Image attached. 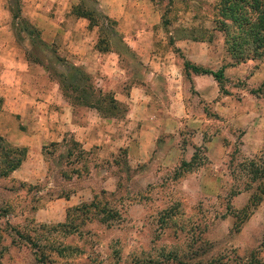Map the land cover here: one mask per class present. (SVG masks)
Returning a JSON list of instances; mask_svg holds the SVG:
<instances>
[{
  "label": "rangeland",
  "instance_id": "obj_1",
  "mask_svg": "<svg viewBox=\"0 0 264 264\" xmlns=\"http://www.w3.org/2000/svg\"><path fill=\"white\" fill-rule=\"evenodd\" d=\"M30 1L35 8L42 0ZM30 1H21L23 13L30 10ZM69 1L59 0L62 7ZM92 1L99 11L109 6L106 0ZM131 1L136 13L152 11L153 49L176 68L171 71L176 84L165 83L180 95L183 109L171 114L179 126L165 156L175 151L177 155L164 161L153 152L152 166L131 167L121 148L110 158L93 152L83 159L77 156L80 144L73 147L70 158L64 156L67 144L42 150L32 146L31 158L22 166L27 188L20 189L15 178L0 180V264H205L212 255L240 260L254 249L264 260V246L259 248L264 245V53L244 62L226 54L224 36L213 23L218 0ZM155 15L157 23L152 24ZM102 17L99 27L83 38L94 46L105 37L109 47L124 49L139 64V57L125 49L117 24L111 26ZM9 19L7 4L0 0L3 41ZM44 47H33L29 60L49 59L51 49L47 52ZM185 61L211 71L222 69L223 79L217 83L203 75L207 82L201 88H207L208 95L201 92L202 96L193 80L199 75L185 73ZM129 82L139 81L129 78ZM91 83L98 86L93 78ZM32 84L37 91L45 87L38 76ZM182 162L191 166L182 168ZM109 175L114 178L113 192L100 182ZM83 185L91 187L92 197L115 211L116 218L102 224L89 213L74 218V231L51 229L63 223L64 210L51 202L71 196L79 204L92 200L81 202ZM252 195L259 201L248 207L250 213L236 231L234 216L241 217ZM200 242L206 244L202 249ZM200 251L203 254H197Z\"/></svg>",
  "mask_w": 264,
  "mask_h": 264
},
{
  "label": "crops",
  "instance_id": "obj_2",
  "mask_svg": "<svg viewBox=\"0 0 264 264\" xmlns=\"http://www.w3.org/2000/svg\"><path fill=\"white\" fill-rule=\"evenodd\" d=\"M30 2L28 12L23 13L20 7L21 14L37 29L43 47L47 52L51 49V56L45 60H29L27 53L34 48L27 41H17L10 25L7 38L4 37L6 41H3L1 31L0 137L14 147L27 149L24 160L9 178L19 180L18 183L27 182L23 178L25 173L22 166L31 158L32 146L41 149L68 138L80 144L83 152H94L99 158H110L121 148L131 167L141 164L152 166L150 160L153 152L164 157V161L169 155L176 156L177 151L168 152L165 156L166 145L172 140L176 141L179 123L171 114L181 112L183 104L180 95H176L175 90L165 83L169 80L176 84L171 73L176 68L172 65V69V62H165L161 53L153 49L152 11L147 9L136 13L131 10L135 5L131 0H106L109 6L99 11L117 24L125 37L123 45L139 57L138 64L125 55L124 49L113 50L111 46L108 52L101 53L95 49L96 43L93 46L92 42L83 38L93 29L87 28L85 19L70 14L71 7L78 0L63 3V7L59 0H52L50 5L46 3L49 1L42 0L35 4V8ZM99 2L104 3L103 0ZM156 20L155 15L152 24L157 23ZM71 66L81 69L89 77V84L93 78V84L98 85L95 87L91 83V89H86L85 94L81 91V101L67 97L71 92L63 89L59 82L58 74L67 76ZM37 76L45 82V87L38 89L40 91L32 84ZM129 78L131 82L132 79L139 82L130 84ZM203 78L207 77L193 76L195 90L208 95V89L201 88V83L207 82ZM148 85L151 91L147 89ZM211 88L212 85L209 91ZM104 95H109L125 109L122 118L104 117L97 112L94 105ZM101 105L100 102L98 106ZM93 175H98V172ZM113 180L109 175L100 182L106 185L103 187L105 190L113 192ZM89 186H82L81 202L92 199ZM72 198L61 197L51 202L64 207L61 222L65 220L66 209L80 203Z\"/></svg>",
  "mask_w": 264,
  "mask_h": 264
},
{
  "label": "trees",
  "instance_id": "obj_3",
  "mask_svg": "<svg viewBox=\"0 0 264 264\" xmlns=\"http://www.w3.org/2000/svg\"><path fill=\"white\" fill-rule=\"evenodd\" d=\"M21 1L22 0H5L10 18L9 25L14 30L17 41H27L32 47L41 48L44 45L40 40L39 32L21 14ZM89 2L93 4L92 0H78L77 4L71 7L70 14L76 18L85 19L87 21L88 29L98 28L97 21L102 17L101 13L94 4L91 5ZM102 18L106 21L109 20L105 16ZM213 23L216 26V29L222 32L224 36L225 52L231 59L236 62H244L247 60H258L262 57L264 53V0H218L215 6V20ZM109 24L112 26V21L109 20ZM95 49L101 53L109 51V45L107 44V41H105V37H99L95 44ZM182 67L185 73L201 76L208 75L217 83H220L223 79L222 69L211 71L187 61L183 62ZM69 68L71 71L68 72L67 76L62 73L58 74L60 77L59 82H61L63 89L71 92L70 96L65 94L67 97H72L75 101H81V91L85 94L86 89H91V86L88 83L89 77L77 67L71 66ZM100 102L103 104L101 106H104L103 109L101 106H98ZM94 106L97 112L104 117L111 116L120 119L125 112V109L112 100L109 95H104L100 100H97L96 105ZM62 143L67 144L65 145L64 155L66 158H70L73 155L72 151L74 146H79V144L72 139H69V141L63 140ZM70 146L72 149H70ZM86 154L87 153L81 150L78 152L77 156L81 155V158H83ZM25 155V148L14 147L0 137V180L11 181L9 178L10 174L20 166ZM123 155L125 157L124 151H122L121 156ZM193 160L194 157H192L190 162ZM190 162H182L180 166L182 168H188L191 166ZM123 166L127 172L128 166L125 160L123 161ZM18 186L21 189L27 188V185L21 182L18 183ZM96 198L97 196L93 195L92 200L88 203H81L77 206L67 208L65 211L64 222L50 228H62L64 233H68L69 230L74 231L76 228V225L73 222L74 218L77 216H86L89 213L98 218L99 222L102 224H106V222L115 219L117 216L115 211L107 208L105 203L100 204V201L96 200ZM258 201L259 197L252 195L248 204L244 208L245 211L248 210L249 206L254 208ZM245 211H243L241 217L234 216V228L236 231H238L242 221L250 213ZM262 244L263 243L260 244L259 248L264 246ZM192 246L193 244L191 243V246L188 247L192 249ZM202 246H206V244L200 242L198 249H202ZM58 253L60 254L61 252L59 251ZM197 254L203 253L200 251V253ZM257 255L258 249L250 251L245 258H241L240 260L237 259L238 257H233V259H231L228 255L221 253L212 255L205 264H264V260L260 259ZM178 264L183 263L179 262Z\"/></svg>",
  "mask_w": 264,
  "mask_h": 264
}]
</instances>
